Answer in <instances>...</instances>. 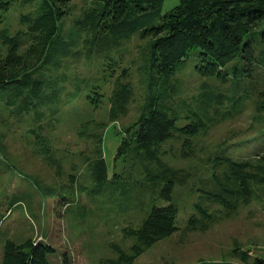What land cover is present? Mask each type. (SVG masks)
<instances>
[{
  "label": "trees",
  "instance_id": "obj_1",
  "mask_svg": "<svg viewBox=\"0 0 264 264\" xmlns=\"http://www.w3.org/2000/svg\"><path fill=\"white\" fill-rule=\"evenodd\" d=\"M71 1L0 0V17L19 2L32 7L21 12L20 30L12 33L5 24L0 26V107L15 124L29 125L27 132L44 154L50 151L44 131L58 121L63 91L70 87L72 97L88 89L94 104L100 95L99 86L91 87L89 76L82 75L77 64L82 61L86 68L101 58L118 63L113 56L123 55L125 44L135 37L150 38L142 63L134 69L123 67L113 77L107 98L113 121L127 112L136 94L145 92L138 115L115 133L121 136L116 158L125 160L132 179L137 175L134 185H141L138 200L149 208L136 228H123L133 243L128 252L119 250L118 260L131 264L147 247L178 229L174 188L187 184L191 173L170 165L164 159L168 150L163 145L180 141L183 156L191 157L196 136L202 137L213 124L234 117L240 103L251 99L254 109L264 110V76L255 96L249 85L258 70L264 71V0H179L166 12H162L163 0H83L78 9ZM188 57L199 79L175 76ZM68 59L79 69L72 75L64 69ZM189 81L198 83L196 93L180 97ZM91 121L81 125V132L88 124L98 129L87 136L96 147L86 155L85 163L100 184L108 181L100 147L104 129ZM262 123L253 138L222 143L207 152L204 161L210 164L209 175L197 178L189 187L196 195L188 218L191 228L204 227L253 201L264 209V151L258 150L259 143L264 148ZM250 144L249 156L241 157ZM113 176L114 180L123 178L115 172ZM34 186L55 195L54 188H41L37 181ZM77 188L72 182L67 189H59L58 200L64 205L73 201ZM65 191L68 195L62 194ZM127 197L131 199V192ZM15 202L16 196L9 204ZM53 251L43 240L5 239L1 264H55L50 257ZM238 254L244 264H264L260 256L248 263V250Z\"/></svg>",
  "mask_w": 264,
  "mask_h": 264
},
{
  "label": "rangeland",
  "instance_id": "obj_2",
  "mask_svg": "<svg viewBox=\"0 0 264 264\" xmlns=\"http://www.w3.org/2000/svg\"><path fill=\"white\" fill-rule=\"evenodd\" d=\"M178 2L163 0L162 12L170 10ZM70 4L78 9L83 0H72ZM30 9L32 7L20 2L14 4L0 17V26L5 24L12 33L20 30L19 16ZM149 41V37L133 38L125 44L123 55L113 56L118 63L101 58L94 66L82 68L80 61L77 64L79 70L74 60L68 59L69 63L64 68L66 72L72 75L79 70L82 75L89 76L91 87L98 85L100 95L94 104L88 98L91 94L88 89L72 97L70 87L63 91L60 111L56 115L58 121L44 131L50 148L44 154L27 132L29 125L15 124L9 113L0 107V147H4V152L0 148V264L5 239L21 242L27 238L43 240L51 245L54 251L50 257L55 264H124L118 260L119 250L128 252L133 238L126 236L123 228H136L149 208L138 200L137 191L141 190V185H134L137 175L132 179L125 170V160L116 158L121 136L115 133L138 115L145 92L136 94L127 112L113 121L109 119L107 98L113 77L123 67L134 69L142 63ZM175 76L183 80L200 78L193 74L190 57L176 69ZM263 76L264 71L258 70L251 79L252 96L261 87ZM206 80L218 84L212 78ZM197 86V82H187L180 97H190L196 93ZM89 120L100 123V128L104 129L100 147L108 169V181L100 184L95 182L90 175V165L85 163L86 155L96 147V143L87 136L98 132L88 123L81 132L84 129L81 125ZM262 121L264 110L254 109L253 102L248 99L238 105L234 117L213 124L204 136H196L193 156H183L180 141L169 140L163 145L168 150L164 159L170 165L184 167L191 173L187 184L174 188V198L179 206L178 229L147 247L132 259L131 264H244L239 250L249 251L248 263H252L256 256L264 258V209L256 201L224 213L204 227L193 229L188 224L193 212L191 202L196 196L190 193L189 187L197 178L209 175L210 164L204 161L207 152L222 143H240L253 138ZM258 145V150L264 151L260 143ZM251 149V144L243 148L241 157H248ZM113 172L119 176L122 174L123 178L114 180ZM34 181L40 183L41 188H54L55 195L49 196L34 186ZM72 182L78 191L75 199L64 205L58 200V190L67 189ZM131 187L134 190H130ZM130 192L129 200L127 195L130 196ZM62 194L68 195V192ZM15 196L18 202L10 205ZM136 202L143 206H136ZM211 206L216 207L214 204Z\"/></svg>",
  "mask_w": 264,
  "mask_h": 264
}]
</instances>
